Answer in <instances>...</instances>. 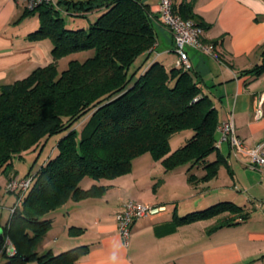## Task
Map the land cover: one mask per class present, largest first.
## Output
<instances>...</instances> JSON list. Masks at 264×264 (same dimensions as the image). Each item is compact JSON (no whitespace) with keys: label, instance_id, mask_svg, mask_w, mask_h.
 <instances>
[{"label":"trees","instance_id":"16d2710c","mask_svg":"<svg viewBox=\"0 0 264 264\" xmlns=\"http://www.w3.org/2000/svg\"><path fill=\"white\" fill-rule=\"evenodd\" d=\"M182 6V10L173 8L181 17L193 18L190 5ZM60 11L74 17L98 13L88 28H69ZM33 14L39 24L26 38L49 39L52 61L0 86V174L8 177L14 170L17 175L14 156H21L42 138L65 133L57 141L56 155L34 174L20 176L31 175L32 181L20 198L19 191L14 192L8 217L4 223L0 220V255L6 259L2 264H70L86 253V245L58 254L50 250L39 254L36 245L52 225L51 211L69 199L104 193L106 187L96 182L84 188L85 178L99 181L128 173L131 160L147 152L165 171L202 163L201 180L216 175L221 165L230 169L215 145L219 119L209 95L213 84L192 68L166 69L158 61L148 63L156 41L157 15L146 0L43 2L24 8L15 22ZM86 49H93L90 57L71 59L58 71V59ZM242 72L254 77L264 73V45L260 62ZM187 129L193 131L191 137L172 149L170 137ZM213 152L215 158L207 160ZM13 204L17 206L11 210ZM225 212L231 216L219 220L214 229L249 217L243 206L225 200L182 216L174 214L172 223L176 226ZM69 230L83 231L80 227ZM6 237L16 248L12 256L3 249Z\"/></svg>","mask_w":264,"mask_h":264},{"label":"crops","instance_id":"0c3cea01","mask_svg":"<svg viewBox=\"0 0 264 264\" xmlns=\"http://www.w3.org/2000/svg\"><path fill=\"white\" fill-rule=\"evenodd\" d=\"M146 2L156 13V0ZM182 4L190 5L194 16L189 19L203 24V38L215 43L217 58L190 47L187 51L192 69L207 84H213L211 92L204 89L214 101L219 122L232 112L235 132L246 146L264 142V116H253L256 96L264 90L258 88L264 73L254 77L242 72L260 62L264 0H173L176 9H184ZM23 9L21 0H0V86L52 61L49 39L26 38L38 27V17L15 22ZM154 27L156 41L148 63L158 61L169 69L176 59L172 32L157 19ZM222 144L226 145L227 154L223 153ZM219 151L230 169L226 168L228 173L233 172L234 163L249 160L246 154H236L228 142H222ZM202 165L187 169L186 164L165 171L159 160L152 159L141 170L131 169L112 179L85 178L84 188L96 182L106 187L104 193L77 201L69 199L51 211L48 217L52 225L37 243L36 251L58 254L86 245V253L70 264H264V210L254 212L244 207L248 218H236L237 223L216 229L219 220L231 215L225 212L176 226L172 223L174 214L182 216L216 202L210 193L218 187L220 167L216 175L201 180L205 173ZM0 176L7 191L5 198L11 194L7 187L10 175ZM227 177L229 180V174ZM125 199L167 206L161 214L135 220L128 244H124L115 223V213ZM70 227L83 231L71 233ZM5 260L0 255V264Z\"/></svg>","mask_w":264,"mask_h":264},{"label":"rangeland","instance_id":"374dc122","mask_svg":"<svg viewBox=\"0 0 264 264\" xmlns=\"http://www.w3.org/2000/svg\"><path fill=\"white\" fill-rule=\"evenodd\" d=\"M60 12H61L60 13L61 16L64 18L65 25L69 28H79V27L88 28L89 23L94 20L93 14H88L86 17H74L63 11H60ZM33 15H35L36 18L38 17L37 14H33ZM33 15H25L24 17L21 18L19 22H21L22 19H24L25 17H30ZM20 16L21 14L19 15V17ZM22 24L24 25L25 22H23ZM93 52H94L93 49L79 50V51L72 52L68 55L61 57L60 59H58V62H57L58 71H62L63 69H65L68 65V62L71 59L83 61L87 57H90L93 54ZM134 67L135 66H132L131 70ZM258 85L257 86L259 89L264 88V80H261ZM81 122L84 123V119ZM79 123L80 122L76 124V127H78L80 130L81 127L79 126ZM64 133L65 132H60V133L51 135L50 137L42 138L37 144H35L31 148L20 152L21 156H18V154L14 156L13 165H14V168L18 171L19 175L23 176L27 172H29L30 174H34L38 170V168L46 161V159L56 155L58 152V149L56 146L57 141L58 139H60V137L64 135ZM192 133L193 131L191 129H187V130H183V131H180L172 135L170 137V144L172 148L174 149L178 147L179 145L183 144L187 138L191 137ZM221 148L223 150V153L227 154L228 150L226 148V145L222 144ZM211 154L208 157L209 160L213 159L216 152H213ZM152 159L153 158L150 155V153H146L141 156L135 157L131 160V164H132L131 169L133 171L141 170ZM233 167H234L233 172L228 173L224 165L220 166V172H219V177H218V183H219L218 187L214 189L213 192L210 193L212 197H215L216 200L214 201L216 202L225 201V200L232 201L236 205L243 206L245 208H248L250 211L253 210L254 212H257V211L260 212V210H264V174H262L257 169L251 168L249 166V160H244L242 163L236 162L233 164ZM10 172L11 173H10V176L8 177L9 181L7 183V186L10 187L11 189H8V191L17 192L19 191L18 190L19 188L15 186L14 182H12L11 184L10 182L11 180H14L15 182L16 180L21 181L23 178H19L18 174L15 175L14 170H10ZM228 174H229L230 179L226 180V178H228L227 177ZM3 181L4 180L2 179V176H0V186L2 187L0 191V214H1L0 220L1 222L4 223L8 217V212H9L8 208L10 204L13 202V199L15 198V196L12 193L11 194L8 193V195L6 194L5 198L3 197L5 195V192H7L5 190V185ZM20 192H19V198L21 197ZM24 193H26V191ZM125 200H132V199H125ZM184 204L185 203L181 205L183 206ZM181 205L180 207H182ZM13 206L16 207L17 204L15 205L13 204ZM205 207H208V206H205ZM203 208H199L196 210H200ZM0 235H2L1 232H0ZM7 239L11 242V240L8 237L5 238V241Z\"/></svg>","mask_w":264,"mask_h":264},{"label":"built area","instance_id":"2783aa9c","mask_svg":"<svg viewBox=\"0 0 264 264\" xmlns=\"http://www.w3.org/2000/svg\"><path fill=\"white\" fill-rule=\"evenodd\" d=\"M21 1L24 4V8L33 9L43 2H53L54 0ZM173 7V0H156L155 11L157 20L167 26L172 32L174 43L173 49L176 54L174 66L180 67L183 70H190L192 68L187 47L217 58L215 43L212 41H206L202 36L203 27L198 25L192 19L181 17ZM253 116L255 119L264 116V90L259 92L256 96ZM217 133L218 136L215 145L218 149L222 142H228L236 154L242 153L249 157V166L251 168L257 169L264 174V142L253 146H246L235 132V123L232 112L218 123ZM31 181L32 176L29 175L24 177L21 181L16 180L15 182L14 180H11L10 184L14 182L15 186L19 188V192H22H20V196H22L24 192L28 190ZM8 189L11 188L8 187ZM14 208L15 206H13L11 210H14ZM166 210V204L138 202L134 200L122 201L120 208L115 213V223L124 244H128L131 224L135 220L143 217H153ZM3 249L8 256H12L16 253V248L8 239L4 242Z\"/></svg>","mask_w":264,"mask_h":264},{"label":"water","instance_id":"95a60500","mask_svg":"<svg viewBox=\"0 0 264 264\" xmlns=\"http://www.w3.org/2000/svg\"><path fill=\"white\" fill-rule=\"evenodd\" d=\"M0 232H1V230H0ZM0 238H1V235H0Z\"/></svg>","mask_w":264,"mask_h":264}]
</instances>
